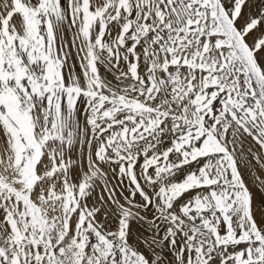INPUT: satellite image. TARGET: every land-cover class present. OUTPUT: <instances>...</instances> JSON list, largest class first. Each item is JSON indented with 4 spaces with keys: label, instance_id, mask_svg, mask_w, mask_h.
<instances>
[{
    "label": "snow or ice",
    "instance_id": "6c2138e0",
    "mask_svg": "<svg viewBox=\"0 0 264 264\" xmlns=\"http://www.w3.org/2000/svg\"><path fill=\"white\" fill-rule=\"evenodd\" d=\"M0 264H264V0H0Z\"/></svg>",
    "mask_w": 264,
    "mask_h": 264
}]
</instances>
